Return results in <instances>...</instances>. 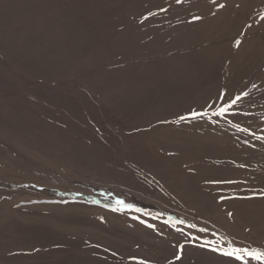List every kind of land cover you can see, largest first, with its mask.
Instances as JSON below:
<instances>
[{
    "label": "rangeland",
    "instance_id": "obj_1",
    "mask_svg": "<svg viewBox=\"0 0 264 264\" xmlns=\"http://www.w3.org/2000/svg\"><path fill=\"white\" fill-rule=\"evenodd\" d=\"M262 17L264 0H0V264L264 251Z\"/></svg>",
    "mask_w": 264,
    "mask_h": 264
},
{
    "label": "snow or ice",
    "instance_id": "obj_2",
    "mask_svg": "<svg viewBox=\"0 0 264 264\" xmlns=\"http://www.w3.org/2000/svg\"><path fill=\"white\" fill-rule=\"evenodd\" d=\"M183 2V0H176L177 4H181ZM213 3L216 2V0H212ZM219 7H224L223 4L219 5ZM166 11V9L164 10ZM194 19L198 20L200 19V17H195ZM262 19H264V17H262ZM238 46V45H237ZM248 93L245 92L243 93V96H247ZM242 97L240 95L236 96L235 98H231L228 101H225L224 105L221 106L218 110L213 111L212 115L213 116H218V117H224L226 114L230 113V110L233 109L234 106L237 105V103L239 101H241ZM232 115H236L235 112L231 113ZM208 113H199L196 111H192L190 116L186 117V116H181L179 118V120L176 121V123H179L180 121H187L189 119L192 120H196L201 118L202 116H207ZM237 130L238 131H244L247 132V129H241L239 128V126H237ZM227 183H233L234 181H226ZM118 203H120L121 205H123L122 201H118ZM191 227H195V225H192ZM201 231H204L203 229H201ZM206 245H211L210 241H206L205 242ZM211 251H218V249L216 247H211L210 249ZM220 254L225 256V257H229L235 261H239L240 264H249V260H255L258 262V264H264V251H256V250H251V249H241V248H235V247H229L227 250H219ZM247 258V259H246ZM177 259H179V257H177ZM139 264H143V262H139Z\"/></svg>",
    "mask_w": 264,
    "mask_h": 264
}]
</instances>
